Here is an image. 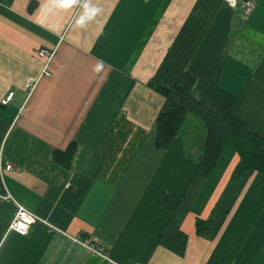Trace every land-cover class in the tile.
<instances>
[{"label":"crops","instance_id":"0c3cea01","mask_svg":"<svg viewBox=\"0 0 264 264\" xmlns=\"http://www.w3.org/2000/svg\"><path fill=\"white\" fill-rule=\"evenodd\" d=\"M245 1L81 0L61 9L0 0V191L46 221L19 235L15 203L0 198V264H264L263 174L236 177L231 149L208 177L197 174L201 118L158 148L165 97L149 84L171 86L186 71L201 98L219 74L239 96L234 115L264 141V0L249 13ZM83 3L95 13L79 26ZM41 48L55 51L51 76H41ZM72 142L68 169L54 151ZM167 192L182 196L174 211L160 202ZM89 237L108 257L75 240Z\"/></svg>","mask_w":264,"mask_h":264},{"label":"trees","instance_id":"16d2710c","mask_svg":"<svg viewBox=\"0 0 264 264\" xmlns=\"http://www.w3.org/2000/svg\"><path fill=\"white\" fill-rule=\"evenodd\" d=\"M195 82L194 75L182 71L171 86L155 81L149 83L165 97L157 117L156 146L168 149L189 118L197 116L202 119L206 131L202 148L195 158L197 174L208 177L214 171L222 151L231 149L239 155L234 171L236 177L246 172H260L264 176V141L234 115L239 96L222 87L219 74L213 78L201 98L192 93ZM76 149L75 142L70 143L65 150L56 149L55 161L69 169ZM181 200L182 196L167 192L160 202L174 211Z\"/></svg>","mask_w":264,"mask_h":264},{"label":"built area","instance_id":"2783aa9c","mask_svg":"<svg viewBox=\"0 0 264 264\" xmlns=\"http://www.w3.org/2000/svg\"><path fill=\"white\" fill-rule=\"evenodd\" d=\"M226 4L229 7H236V5L238 4V0H225ZM244 9L246 13H249L254 6L253 0H246L244 2ZM38 55L42 58H45V65H44V69H43V73L41 76L43 75H47V76H51V72L48 70V65L50 63V61L53 59L55 51L54 50H49L46 48H41L38 51ZM39 82V78L36 80H31L28 84L27 87L30 90H34L37 83ZM14 95V92H10L8 93V95L2 99V103L3 104H7L9 103V101L12 99ZM5 168L7 170H11L12 169V164L7 163ZM2 172V170H1ZM0 198L4 199V200H10L12 202L15 203L16 205V213L14 216V219L11 223L10 228L12 229V231H14L15 233L25 236L27 235L28 231H29V227L32 224H35L37 222H46L44 219H42L39 215H37L35 212L27 209L26 207H24L23 205H21L20 203H18L15 198L9 193H2L0 191ZM77 242L81 243L82 245H84L85 247H87L88 249H90L92 252L100 255V256H104V257H108L106 254V251L103 247L99 246L97 243H95V241L89 237L87 239L84 240H79V239H75ZM136 264H140V263H136Z\"/></svg>","mask_w":264,"mask_h":264},{"label":"clouds","instance_id":"9594fccd","mask_svg":"<svg viewBox=\"0 0 264 264\" xmlns=\"http://www.w3.org/2000/svg\"><path fill=\"white\" fill-rule=\"evenodd\" d=\"M51 3L61 9H70L81 3V0H51ZM83 14L76 21L77 25L83 26L87 21L91 20L95 10L91 9L87 3H83Z\"/></svg>","mask_w":264,"mask_h":264},{"label":"rangeland","instance_id":"374dc122","mask_svg":"<svg viewBox=\"0 0 264 264\" xmlns=\"http://www.w3.org/2000/svg\"><path fill=\"white\" fill-rule=\"evenodd\" d=\"M194 117H196V119L199 118L197 116H194ZM193 127H194L195 131L198 133V138H199V135L201 133L202 127H204V124H202V120L201 119L200 120H196L195 124H193Z\"/></svg>","mask_w":264,"mask_h":264}]
</instances>
